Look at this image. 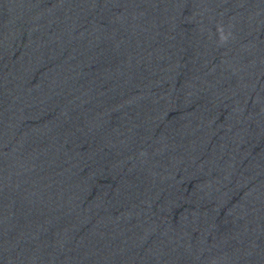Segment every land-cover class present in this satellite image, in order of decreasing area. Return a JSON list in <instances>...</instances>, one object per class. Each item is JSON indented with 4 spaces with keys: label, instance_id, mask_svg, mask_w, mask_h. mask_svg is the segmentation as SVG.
<instances>
[{
    "label": "water",
    "instance_id": "water-1",
    "mask_svg": "<svg viewBox=\"0 0 264 264\" xmlns=\"http://www.w3.org/2000/svg\"><path fill=\"white\" fill-rule=\"evenodd\" d=\"M0 264H264V0H0Z\"/></svg>",
    "mask_w": 264,
    "mask_h": 264
}]
</instances>
